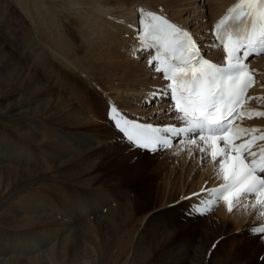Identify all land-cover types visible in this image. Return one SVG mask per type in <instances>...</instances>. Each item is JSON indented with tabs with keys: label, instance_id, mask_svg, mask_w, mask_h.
Wrapping results in <instances>:
<instances>
[{
	"label": "bare ground",
	"instance_id": "bare-ground-1",
	"mask_svg": "<svg viewBox=\"0 0 264 264\" xmlns=\"http://www.w3.org/2000/svg\"><path fill=\"white\" fill-rule=\"evenodd\" d=\"M234 1L0 0V264H264V234L253 231L264 218L244 207L254 199L231 213L225 203L192 212L208 196L202 189L223 183L196 146L172 149L174 184L146 197L132 186L129 171L150 156L102 122L108 107L97 91L147 123L169 124V100L146 102L163 78L139 51V8L167 16L219 59L209 31ZM255 62L264 71V56ZM70 75L94 98L74 91ZM84 200L80 216L73 208ZM171 206L180 213L146 233ZM190 222L202 234H187Z\"/></svg>",
	"mask_w": 264,
	"mask_h": 264
},
{
	"label": "snow or ice",
	"instance_id": "snow-or-ice-1",
	"mask_svg": "<svg viewBox=\"0 0 264 264\" xmlns=\"http://www.w3.org/2000/svg\"><path fill=\"white\" fill-rule=\"evenodd\" d=\"M140 17L139 46L156 50L149 66L168 81L170 110L184 126L139 124L121 117L115 107L110 119L129 142L151 152L172 147L162 133L191 134L187 143L210 156L217 178L223 180L216 188L202 189L212 197L204 203L223 201L231 213L242 198L253 197L244 207L258 208L257 215L264 218V144L259 143L264 142V129L234 123L264 117V111L246 107L262 99L247 95L257 73L246 61L264 53V0H237L215 24L213 47L222 49V65L203 58L192 35L164 16L141 9ZM253 231L264 234V227Z\"/></svg>",
	"mask_w": 264,
	"mask_h": 264
},
{
	"label": "rangeland",
	"instance_id": "rangeland-1",
	"mask_svg": "<svg viewBox=\"0 0 264 264\" xmlns=\"http://www.w3.org/2000/svg\"><path fill=\"white\" fill-rule=\"evenodd\" d=\"M67 79H69V81H71L75 85L76 89H74V91L75 90L78 91L81 96H82V91H84V92H86V94H88L89 100L94 98L92 92H90L88 89L84 88V86H82L81 83L77 82L71 75H70V77H67ZM81 89H82V91H81ZM99 95L100 94H97V93L94 94L95 97L98 96L97 98H99ZM101 101H102V98L97 103L101 104ZM104 120H107L106 117L103 119L102 122H104ZM110 124L112 125V123H110ZM114 131L118 136H120L119 138L124 141V139L121 138L122 137L121 134H119L115 130V128H114ZM123 143L127 144V142H123ZM171 151L172 150H169L166 152H160V153H157L153 156H150V158L146 162V165L142 166L143 168L139 169L138 171H136V170L134 171V169H132V172L129 171L130 172L129 174L133 175V177H132L133 179L130 181L132 186L136 187V189L139 190L140 194L143 195L144 197L151 195V193L154 191L155 187L157 188L158 186H162L167 181H171L174 184L176 179L179 178V169H177L178 167L174 164L175 154L172 153ZM142 164H144V163H141L140 165H142ZM126 172H128V170H126ZM139 173H140V175H139ZM85 180H86V182L84 183V185H87V178ZM95 188L97 189V187H95ZM109 188L110 187H108V189ZM72 189H74V188H72ZM192 208L193 207L189 206V208L186 211L191 210ZM158 209L159 208H156V209H154V211L158 210ZM152 211H153V209H151L149 212H152ZM162 211L156 212L157 214L153 217L152 221L149 224V227L146 228V233H149L151 231V229L155 226V224H157L158 222L164 221V219L166 218L165 216L168 215L166 213L170 212L169 213L170 215L171 214L176 215V214H179L181 210H179L177 208V206H171V208H167V209H164ZM189 224H191V225H189L188 229L186 230L187 234L192 232V231H197V233L202 234V228H201L202 226H200V225L199 226H192V225H194V223H191V222ZM147 230H150V231H147Z\"/></svg>",
	"mask_w": 264,
	"mask_h": 264
}]
</instances>
